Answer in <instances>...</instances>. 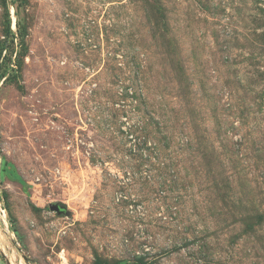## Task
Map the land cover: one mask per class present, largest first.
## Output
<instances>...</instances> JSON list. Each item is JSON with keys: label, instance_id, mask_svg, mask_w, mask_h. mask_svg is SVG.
<instances>
[{"label": "rangeland", "instance_id": "1", "mask_svg": "<svg viewBox=\"0 0 264 264\" xmlns=\"http://www.w3.org/2000/svg\"><path fill=\"white\" fill-rule=\"evenodd\" d=\"M0 234V264H264V0H0Z\"/></svg>", "mask_w": 264, "mask_h": 264}, {"label": "trees", "instance_id": "2", "mask_svg": "<svg viewBox=\"0 0 264 264\" xmlns=\"http://www.w3.org/2000/svg\"><path fill=\"white\" fill-rule=\"evenodd\" d=\"M7 172V174L9 175V176H13V171L12 170H10V171H6Z\"/></svg>", "mask_w": 264, "mask_h": 264}, {"label": "bare ground", "instance_id": "3", "mask_svg": "<svg viewBox=\"0 0 264 264\" xmlns=\"http://www.w3.org/2000/svg\"><path fill=\"white\" fill-rule=\"evenodd\" d=\"M12 22V21H11ZM1 237H3L4 235L3 234H0Z\"/></svg>", "mask_w": 264, "mask_h": 264}, {"label": "water", "instance_id": "4", "mask_svg": "<svg viewBox=\"0 0 264 264\" xmlns=\"http://www.w3.org/2000/svg\"><path fill=\"white\" fill-rule=\"evenodd\" d=\"M51 208H54V207H51Z\"/></svg>", "mask_w": 264, "mask_h": 264}]
</instances>
